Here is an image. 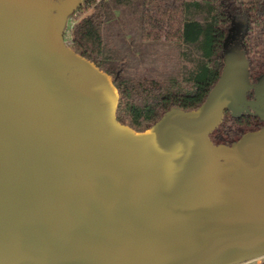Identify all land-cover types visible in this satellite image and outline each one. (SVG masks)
Listing matches in <instances>:
<instances>
[{
	"label": "water",
	"instance_id": "obj_1",
	"mask_svg": "<svg viewBox=\"0 0 264 264\" xmlns=\"http://www.w3.org/2000/svg\"><path fill=\"white\" fill-rule=\"evenodd\" d=\"M85 1L0 0V264L263 256L264 126L230 146L209 137L232 110L238 59L223 58L199 108L135 131L116 119L109 75L64 43Z\"/></svg>",
	"mask_w": 264,
	"mask_h": 264
},
{
	"label": "trees",
	"instance_id": "obj_2",
	"mask_svg": "<svg viewBox=\"0 0 264 264\" xmlns=\"http://www.w3.org/2000/svg\"><path fill=\"white\" fill-rule=\"evenodd\" d=\"M71 27L70 48L109 75L119 100L116 119L145 131L171 109L199 108L218 81L233 22L244 21L241 39L251 81L264 73V0H86ZM135 16L139 39L175 47L188 64L164 80L127 75L128 55L113 44L111 23L117 14ZM264 121L251 114L223 115L210 133L214 145L230 146Z\"/></svg>",
	"mask_w": 264,
	"mask_h": 264
},
{
	"label": "rangeland",
	"instance_id": "obj_3",
	"mask_svg": "<svg viewBox=\"0 0 264 264\" xmlns=\"http://www.w3.org/2000/svg\"><path fill=\"white\" fill-rule=\"evenodd\" d=\"M87 13L89 11L82 8L68 18L64 29V40L69 42L70 28L78 18ZM244 26L242 20L233 22L227 38V47L224 51V58L233 55L239 63L238 73L232 79L229 88L231 103L233 102L230 112L234 115L241 113L256 114L264 119V73L253 86L243 59L244 52L241 39ZM109 30L113 36V44L120 52L128 55L127 75L132 78L164 80L188 65L178 55L175 47L142 42L139 39L135 16L128 11L117 14ZM245 141L248 144L251 143L249 138H246ZM245 264H264V255Z\"/></svg>",
	"mask_w": 264,
	"mask_h": 264
},
{
	"label": "built area",
	"instance_id": "obj_4",
	"mask_svg": "<svg viewBox=\"0 0 264 264\" xmlns=\"http://www.w3.org/2000/svg\"><path fill=\"white\" fill-rule=\"evenodd\" d=\"M77 12V11H76ZM75 12V13H76ZM74 14V13H73ZM72 14V15H73ZM70 32H71V28H70ZM70 32H69V42H67L66 40H64V43L68 46V47H70V45H71V34H70ZM63 39H64V34H63Z\"/></svg>",
	"mask_w": 264,
	"mask_h": 264
},
{
	"label": "bare ground",
	"instance_id": "obj_5",
	"mask_svg": "<svg viewBox=\"0 0 264 264\" xmlns=\"http://www.w3.org/2000/svg\"><path fill=\"white\" fill-rule=\"evenodd\" d=\"M256 259H258V258H255V259H252V260L246 261V262H244V263H240V264H245V263H248V262L254 261V260H256Z\"/></svg>",
	"mask_w": 264,
	"mask_h": 264
}]
</instances>
